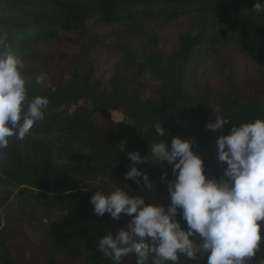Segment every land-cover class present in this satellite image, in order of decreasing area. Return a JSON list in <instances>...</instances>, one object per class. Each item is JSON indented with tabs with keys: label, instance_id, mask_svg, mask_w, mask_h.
Segmentation results:
<instances>
[{
	"label": "trees",
	"instance_id": "obj_1",
	"mask_svg": "<svg viewBox=\"0 0 264 264\" xmlns=\"http://www.w3.org/2000/svg\"><path fill=\"white\" fill-rule=\"evenodd\" d=\"M53 9L34 13L16 10L27 8L34 0H0V36L6 37L10 51L24 64L26 77L33 74L39 66L34 62L46 57L36 48L44 40L58 37L60 32H73L88 20L104 23H125L132 19L149 20L155 17L178 18L195 12H206L215 17L230 15L234 9L253 6L255 0H44ZM238 35L241 50L254 63L264 65V22L257 18L240 16L232 24ZM216 41L213 34L198 32L186 33L179 39V47L173 53L175 62L165 74L160 86L150 88L151 93L141 95L147 87L144 72L148 66L159 72V58H146L137 62L139 89L128 94L118 91L113 84V97H107L94 89L89 109L70 112L46 113L45 118L37 121L23 140L10 138V143L0 155V182H8L18 188L14 206L21 212L41 208L58 213V221L50 228L49 243L44 261L41 264H112L97 251L99 238L109 231L116 234L122 227L125 214L119 220L105 213L95 215L90 197L95 193L81 187L70 189L78 173L85 164L76 148L87 147L95 156L94 162L116 175H125L132 162L129 155L124 159L120 145L124 144L130 152L139 151L142 157H149L150 144L158 139L154 125L158 121L167 131L159 137L170 144L177 136L174 124V111L191 113L192 124L189 132L195 144V153L204 161V171L211 172L204 156L206 140L213 137L217 141L227 134L233 125L264 117V99L258 96L231 93L220 102V114L231 121L222 129H206L203 108L191 96L186 70L188 60L196 52L208 50L210 43ZM89 71L86 72L88 80ZM90 91L86 87L84 95ZM28 92H38L28 86ZM144 97V98H143ZM112 99L122 104L125 113L136 119L132 128L114 123L108 117L106 104ZM245 101V102H243ZM61 104V103H60ZM65 113V114H63ZM98 116L102 117L104 127L99 128ZM60 134L53 139V135ZM52 136V137H51ZM102 152L105 154L101 157ZM67 161V162H66ZM149 176L159 175V171L171 165L145 163L136 165ZM208 176V175H207ZM175 178V177H174ZM180 219V217H179ZM182 227L186 223L181 220ZM8 228L0 233V264H19L10 251L9 239L13 237ZM135 256L123 259L122 264H135ZM180 264H196L181 257ZM199 264H206L202 259Z\"/></svg>",
	"mask_w": 264,
	"mask_h": 264
},
{
	"label": "rangeland",
	"instance_id": "obj_2",
	"mask_svg": "<svg viewBox=\"0 0 264 264\" xmlns=\"http://www.w3.org/2000/svg\"><path fill=\"white\" fill-rule=\"evenodd\" d=\"M251 9L252 5L234 9L230 15L224 17L195 12L175 19L136 18L117 24L88 20L76 31H62L57 38L44 40L36 45L39 52L46 57L34 62L39 68L27 77L28 86L38 91L29 92V97L47 96L50 102L46 113L89 109L94 89L107 97H113L115 83L121 93L128 94L139 89L137 62L150 57L159 58V72H155V68L150 65L144 72L147 87L143 92L140 90V94L147 96L152 91L150 88L160 86L165 81V74L175 62L173 53L179 47L180 37L186 33L193 35L202 31L213 34L216 41L210 43L207 51L192 55L187 63L186 76L189 96L195 98L203 108L206 123L214 122L221 113L220 102L231 93L250 97L254 95L264 99V65L254 63L244 54L238 43L237 32L232 28L233 22L240 16L257 18L264 22V12L252 14ZM40 11L52 12L53 9L44 0H34L27 8H18L16 14ZM88 71L90 73L87 80ZM41 76L44 78L43 82L37 83V78ZM86 87L90 91L84 95ZM117 102L114 99L107 102L108 117L119 125L134 127L136 119L125 113L121 107L123 105ZM102 117L98 116L99 128L104 127ZM192 117L188 111L182 112L178 109L174 111L173 119L177 136L195 144L189 132ZM53 137L59 138L60 134ZM204 149V156L211 169L206 177L219 178L226 164H221L217 159L216 140L213 137L208 138ZM129 152L125 148L119 153L126 159ZM75 153L85 166L74 176L75 181L70 189L86 187L96 192L101 187L107 193V188L112 183L123 188L129 195L143 196L146 203L162 204L165 208L169 205L167 184L161 181L164 173H167V179H174L168 168L160 170L159 175H148L152 183V187L148 188L143 181L137 184L132 179H126L125 175L119 176L97 166L93 160L95 154L87 147L76 148ZM104 154L102 152L101 157ZM17 190L18 188L7 181L0 182V233L13 228V237L8 243L19 264H41L46 257L50 228L57 223L58 213L41 208L19 211L14 206ZM129 219L127 215L124 216L122 227L126 226ZM261 234V246L264 248V222ZM262 255L264 252L258 253L252 259L255 261Z\"/></svg>",
	"mask_w": 264,
	"mask_h": 264
},
{
	"label": "clouds",
	"instance_id": "obj_3",
	"mask_svg": "<svg viewBox=\"0 0 264 264\" xmlns=\"http://www.w3.org/2000/svg\"><path fill=\"white\" fill-rule=\"evenodd\" d=\"M250 12H264V0H255ZM23 68L6 37L0 36V155L10 138L23 140L30 134L33 125L45 118L50 102L47 96L29 97ZM43 79L38 77L37 83ZM230 121L219 113L205 127L216 131ZM154 131L158 139L150 144L149 157H142L139 151L128 153L132 165L125 178L137 184L143 181L151 188L148 174L136 165L166 161L175 177L161 176L170 203L167 208L146 203L143 196L129 195L112 183L107 193L98 187L90 197L95 215L108 213L119 220L125 214L130 219L115 235L109 231L99 238L97 251L112 264H122L130 255L135 256V264H180L181 257L196 264L201 259L206 264H264V255L252 259L264 252V117L233 125L218 137L217 159L226 164L219 178L206 177L204 161L194 152L191 140L179 136L172 137L170 144L160 140L167 131L160 121Z\"/></svg>",
	"mask_w": 264,
	"mask_h": 264
}]
</instances>
